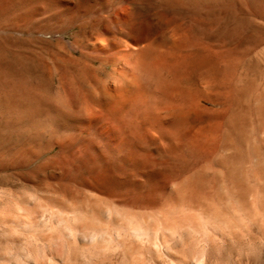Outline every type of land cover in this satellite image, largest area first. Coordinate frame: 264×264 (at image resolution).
I'll return each instance as SVG.
<instances>
[{"label": "rangeland", "instance_id": "obj_1", "mask_svg": "<svg viewBox=\"0 0 264 264\" xmlns=\"http://www.w3.org/2000/svg\"><path fill=\"white\" fill-rule=\"evenodd\" d=\"M79 1L0 0V264H264V0H216L214 25L207 0L154 1L168 5L161 17L186 36L192 62L213 55V102L201 99L188 131L213 117L215 153L202 141L166 154L158 136L137 167L98 183L86 178L107 168L102 141L72 135L64 155L29 150L21 121L27 75L55 95L72 69L101 73L87 43L106 38L121 0L66 6ZM209 66H193L189 84L202 86Z\"/></svg>", "mask_w": 264, "mask_h": 264}, {"label": "bare ground", "instance_id": "obj_2", "mask_svg": "<svg viewBox=\"0 0 264 264\" xmlns=\"http://www.w3.org/2000/svg\"><path fill=\"white\" fill-rule=\"evenodd\" d=\"M90 1L80 0L76 6H66L85 11ZM154 1L121 0L107 19L104 27L106 38L87 43V49L99 55L102 64L99 70L106 73V77L102 78L99 72L87 73L82 67L72 69V78L64 84L61 92L53 95L46 91L47 87L42 82L32 81L27 75L20 97L21 121L24 124L22 137L26 148L27 144L33 150L40 149L39 146H47L49 150L57 147L64 155L62 151L72 144H69L70 136L96 138L104 143L107 150L103 156L104 167L107 168L91 169L86 179L97 183L123 175L121 166L137 167L136 154L140 146L146 141L156 140L158 136L162 139L158 150L166 154L184 143L198 151L202 141L207 147L210 145L212 153L215 151L213 137L217 126L213 117L206 131H188L190 119L202 118L201 99L208 95L212 97L216 90L213 55L209 58L210 78L200 87L191 86L188 80L191 68L204 69L209 59L204 55L191 61L186 53V36L182 32L168 30L161 17L168 5L163 7ZM190 1L193 5L198 3L197 0ZM207 1L214 25L218 6L216 9V0ZM30 19L28 14V30L32 29ZM210 109L213 111V106ZM20 134H16L17 138ZM68 152L71 153L69 148Z\"/></svg>", "mask_w": 264, "mask_h": 264}]
</instances>
